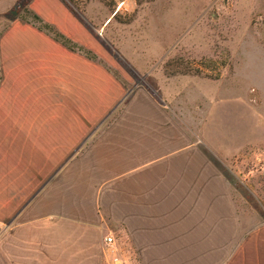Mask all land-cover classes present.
<instances>
[{"label": "crops", "instance_id": "1", "mask_svg": "<svg viewBox=\"0 0 264 264\" xmlns=\"http://www.w3.org/2000/svg\"><path fill=\"white\" fill-rule=\"evenodd\" d=\"M14 1L0 0L1 24ZM28 7L95 55L20 17L1 28L0 228L60 229L63 253L91 244L96 257L139 264H264V220L239 214L213 158L181 141L174 110L169 120L145 87L99 59L97 39L61 0Z\"/></svg>", "mask_w": 264, "mask_h": 264}, {"label": "rangeland", "instance_id": "2", "mask_svg": "<svg viewBox=\"0 0 264 264\" xmlns=\"http://www.w3.org/2000/svg\"><path fill=\"white\" fill-rule=\"evenodd\" d=\"M61 1L97 39L99 59L116 63L117 76L130 87H145L169 120L174 110L181 141L196 139L201 155L213 158L239 214L264 220V0ZM32 14L28 0H15L0 30L20 17L51 35L58 32ZM22 231L0 228V264H110L106 254L96 257L101 249L91 244L80 255L76 245L63 253L60 229Z\"/></svg>", "mask_w": 264, "mask_h": 264}, {"label": "built area", "instance_id": "3", "mask_svg": "<svg viewBox=\"0 0 264 264\" xmlns=\"http://www.w3.org/2000/svg\"><path fill=\"white\" fill-rule=\"evenodd\" d=\"M103 240H104L105 244L108 247H110V244L112 242V237L110 235H105L103 237ZM109 258H110V264H124L123 258L118 253H116L115 251L114 252L111 251Z\"/></svg>", "mask_w": 264, "mask_h": 264}, {"label": "trees", "instance_id": "4", "mask_svg": "<svg viewBox=\"0 0 264 264\" xmlns=\"http://www.w3.org/2000/svg\"><path fill=\"white\" fill-rule=\"evenodd\" d=\"M32 16H33L36 20L39 21V18H38V16H37L36 14H32ZM41 27L51 29V27H50L49 25H47L46 23L41 24ZM52 33H53V37H55V38H57V39H60L63 43H65V44H67V45H69V46H73V44H72L71 42H69V40H68L67 38H65V37H63V36H61V35H59V33L56 32L55 30H53Z\"/></svg>", "mask_w": 264, "mask_h": 264}]
</instances>
